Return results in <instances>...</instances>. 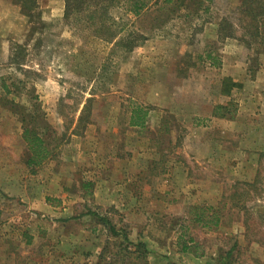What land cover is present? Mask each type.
Listing matches in <instances>:
<instances>
[{
	"label": "rangeland",
	"instance_id": "obj_1",
	"mask_svg": "<svg viewBox=\"0 0 264 264\" xmlns=\"http://www.w3.org/2000/svg\"><path fill=\"white\" fill-rule=\"evenodd\" d=\"M148 1L139 17L125 13L120 4L110 9L117 23L111 31H120L112 45L94 37L92 29L56 21L44 10L39 18L32 14L27 19L12 0H0V158L22 179L27 196L34 191L35 205L45 196L56 211L70 208L72 215L64 228L57 218H35L36 241L21 247L32 257L21 264H110L86 256V246L72 255V248L58 241L61 234L90 235L95 229L105 242L106 231L95 220L74 218L89 210L110 217L132 241L147 242L153 254L146 261L134 254L127 264H216L215 258L234 243L239 245L234 264H264V128L245 129L257 125L252 112L258 101L246 98L264 91V76L262 85L249 83L242 90L238 83L249 76L236 64L256 72L260 57L264 61V35L252 50L237 40L239 28L236 38H222L224 20L244 26L240 0ZM134 39L137 46L128 51L126 44ZM209 53L220 61L217 66L209 65ZM12 55L21 57L22 66L10 60ZM226 77L237 84L228 109L241 105L248 110L241 129L237 122L201 120L212 106L227 102L220 94ZM84 104L87 124L78 122ZM17 106L42 117L46 139L60 148L33 174L24 165ZM132 106L152 110L145 128L126 126ZM194 119L199 124L191 129ZM252 138L258 142L255 152L249 151ZM129 155L133 160L126 171L123 159L110 160ZM208 156L212 167L203 161ZM101 163L108 166L106 172L97 168ZM88 172L102 179L85 191L83 183H91ZM108 173L115 185L104 183ZM58 184L63 185L61 199L51 191ZM45 187L49 192L44 194ZM3 203L1 218L34 217L15 196ZM180 227H186L183 241L177 240ZM21 234L25 238L27 232ZM44 237L51 242L45 244ZM188 237L196 245L189 244L193 248L185 254L181 247ZM106 248L117 250L113 243Z\"/></svg>",
	"mask_w": 264,
	"mask_h": 264
},
{
	"label": "trees",
	"instance_id": "obj_2",
	"mask_svg": "<svg viewBox=\"0 0 264 264\" xmlns=\"http://www.w3.org/2000/svg\"><path fill=\"white\" fill-rule=\"evenodd\" d=\"M12 1L20 7L22 13L27 17H32V14H36L38 18L40 17V9L37 0ZM64 2L65 10L63 20L66 24H80L83 28L92 29V35L94 37H101L108 43H114L115 41V44L120 31H116L115 29L114 31H111L114 26H117V23L113 18H111V16L109 17L110 9L116 4H120L125 7V13L131 14L134 17H139L142 15L143 11L148 10L149 5L148 0H64ZM165 2H171V0H165ZM180 2L181 0H177V3ZM239 14L241 15V22H243L244 26H235L232 22L224 20L223 26L220 27V30H222L224 34L222 38H236L235 30L239 28L242 33L240 34V38L237 40L244 44L247 47V50H252V44L257 46L263 43V41L260 43L258 41L260 38L263 39L264 35V0H240ZM138 39H140V37ZM135 41L136 39L131 40L129 45L125 43V48H127L128 51L136 48L137 43ZM15 54L16 53H14V55ZM14 55H12L10 60L13 61L16 66H22L21 57L19 55ZM207 58L210 60V66L215 67L220 63V61L218 63L217 59L210 53L207 55ZM233 87H237V84L233 83L230 78L223 79L221 90L223 94H230ZM3 89L7 90V86L3 85ZM86 104L83 105L78 118L79 123H89L88 121H85L87 116L84 119V116L88 114ZM17 107L18 109L23 108L20 113L18 112V109H16V112L19 114L23 125L22 139L26 146L24 163L26 167L33 172V169L39 168L47 160L51 161L57 157L58 146L52 145L51 140L48 141L46 139V126L42 117L30 116L25 113L24 106ZM146 117L147 112L144 111V109L134 106L131 111L129 125L131 128L143 129L146 127ZM82 187L85 191H88V189L90 190V188H92V184L89 182L83 183ZM85 214L92 220H95L96 224L101 226L106 231V236L110 238L105 241L102 252L99 256L100 260L108 259L110 264H127L128 261L133 259L134 254H137L136 257L144 261H146L148 256L153 254L148 248L147 242L142 240L136 242L132 241V239L128 237L125 229L118 228L110 217L101 215L98 212L91 210L87 211ZM197 215L198 218H196V221L201 222L202 214H200V216L199 214ZM74 218L77 219L76 217ZM217 224V220H215L213 225L217 226ZM204 226H208V224H205ZM180 230L182 233L179 234L177 240L183 241L186 227H180ZM111 243H113L114 248L117 249L115 253L107 251L106 247H108ZM189 244L196 245L194 240L189 238L188 241H184L182 244V253H190L193 247ZM237 247H239V245L234 243L228 251L222 252L218 255L215 258L216 264H234V253ZM162 259L170 263L166 257H163ZM146 264L149 263L147 262Z\"/></svg>",
	"mask_w": 264,
	"mask_h": 264
},
{
	"label": "crops",
	"instance_id": "obj_3",
	"mask_svg": "<svg viewBox=\"0 0 264 264\" xmlns=\"http://www.w3.org/2000/svg\"><path fill=\"white\" fill-rule=\"evenodd\" d=\"M38 4H39V9L40 10H44L48 13V15L56 20V21H63L64 19V10H65V2L64 0H38ZM145 11L142 12V14H144ZM131 15V14H130ZM24 18H26V16L22 15ZM21 16V17H22ZM133 16V15H132ZM28 19V17H27ZM25 20V19H24ZM26 22V21H25ZM120 35V34H119ZM118 40V38H117ZM115 44L112 43V45ZM260 62H258V66L256 67V72L250 73L249 70H247L245 64H242L238 61H236V64H238V66H241L244 68V72L245 75L249 76V80L248 79H244L243 81H240L241 83H237L240 85L241 89L244 90L246 88L247 85H249V83L254 84L255 86L261 82L262 85V79L264 76V61L263 59H261L260 57ZM222 63H224V61L222 60ZM251 77V78H250ZM228 78V77H226ZM234 82H236L234 79H232ZM259 81V83H258ZM221 96L227 99V102L224 104H217L215 106H212V108L210 109V111L208 112V115H204L207 118L201 119L204 120L205 122L208 121V123L214 122L216 121H232V122H237L236 123V127L239 129L243 128V124L248 123V121L245 120L246 117H249V114H246L248 112V110L244 107L239 105L238 109H228V104L231 100V93L228 95H225L222 93V91L220 92ZM246 98V97H245ZM247 101L251 102V101H258L257 103L259 104V107L255 109L254 112H252L253 114V119L255 120V122L257 123V125L252 126L250 128V126L247 125V127H245V129H254L255 131L258 130H262V128H264V111L262 109H264V91H259V93H254L253 96H250V94H247ZM241 106V107H240ZM258 106V105H257ZM134 106L131 107L130 111H129V115L127 118V123L126 126L131 128V126L129 125V120H130V115H131V111L132 108ZM140 107L141 109H144V111L147 112V117H146V124L145 126H147L148 122H149V118H150V112H152V110H148L145 107L142 106H137ZM233 112V113H232ZM199 121V120H198ZM200 122V121H199ZM197 124H199L197 122V119H194V121H192L191 124V129H194L195 126H197ZM200 126H205L202 122ZM209 127V125H208ZM136 129V128H135ZM252 137H255L254 134H252ZM256 138H252V143H253V147H251V149H249L250 152H255L256 150V145L258 144V142H255ZM209 141L212 142V139H210ZM24 143V141H23ZM261 144V143H260ZM259 144V145H260ZM24 147L26 149L25 143H24ZM60 153V148L58 150V154ZM57 154V155H58ZM113 160L114 162H118L119 160L123 159L122 163L124 166V171H126L127 168V162L130 163L129 167L132 164V160L133 157L131 155H129V158H117L116 156L111 157L110 160ZM203 161H205L204 163L206 164V166L208 164H211L212 167V159L210 158V156L205 157V159H203ZM9 162V161H8ZM46 162H49V160H47ZM100 162H103L100 161ZM25 165V164H24ZM43 165V164H42ZM26 167V165H25ZM97 168H99V170H104L106 172V169L108 168L107 165H103L101 163L100 166H98ZM102 168V169H101ZM35 170H37L36 168L33 169V172H31L32 174L35 173ZM89 171V170H88ZM95 171V170H94ZM86 172V171H84ZM90 175L89 177V181L92 184V187L99 182V180H101L102 178H97V175L88 172ZM113 177L112 173H108L105 178L108 179V182H104L106 183V185H115V183H111L112 181L110 180ZM206 177V176H205ZM103 178V179H105ZM36 180L33 181V183L31 184L32 187L36 188L37 184L34 183ZM45 182L47 181V178L44 180ZM107 181V180H106ZM22 185V179H20L19 177H17L15 175V173H10L8 171V166H6V161L1 157L0 158V264H21V259L23 258H27V260H29V257L31 256V253H29L27 251V253H25L26 251H22L21 247L24 248H29L31 246H33V242L36 241V235L34 234V226H36L35 224V218L38 219V221L40 220V218L45 219L48 216L50 218H57L56 223H58L61 227L63 226H68L69 221H71V213L68 214L69 209L70 208H66L65 207L61 208L60 210L55 209L54 205H52L51 202L48 201V199L45 196H42L38 201V204L35 205V199H34V191L29 192L28 196H27V192L24 190V188L21 187ZM101 186V185H100ZM24 187V186H23ZM46 190V187H45ZM52 192L57 191L56 193L58 194V197L61 199L63 198V185H57L56 187H54L53 189H51ZM12 192V193H9ZM49 191H45V193H48ZM88 194V192H87ZM90 197H93V194L90 193L89 194ZM15 196L17 197V199L21 202H24V204H27L28 206H30V210L32 214H34V217H28V219L25 220H20V218H1V212H3V207H4V199H7V197H12ZM93 199V198H92ZM61 203V201L58 200V204ZM113 203V202H112ZM114 204V203H113ZM59 211V212H58ZM87 213V211L85 212ZM83 213L82 215H80L78 219H80L79 221L82 222H86L85 220H88L86 217V214ZM36 219V220H37ZM52 219H50V221H52ZM37 221V222H38ZM99 226V225H98ZM32 228V229H31ZM64 228V227H63ZM29 229L31 230L30 233L28 232ZM25 231L27 232L26 237L24 238L21 234V231ZM64 230V229H63ZM96 233V230H92L90 235H85L83 232L82 233H77L74 235L71 234H61L59 236L58 241L61 243L62 247H67V248H72V255H79V251L85 250V246L87 248V253L85 254L86 256H90V254L92 256H96L97 258L100 256L103 246H104V241H102V239L100 238V236H96L94 235ZM48 236H52V235H48ZM45 238V237H44ZM105 238H108V236H106ZM52 238L49 239H44L45 244H47L48 242H51ZM106 240V239H105ZM83 242V243H82ZM81 243V244H80ZM63 250V249H62ZM89 253V254H88ZM63 253H61L60 256H62ZM81 255V254H80ZM83 255V254H82ZM35 262V261H34Z\"/></svg>",
	"mask_w": 264,
	"mask_h": 264
}]
</instances>
